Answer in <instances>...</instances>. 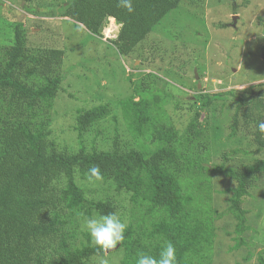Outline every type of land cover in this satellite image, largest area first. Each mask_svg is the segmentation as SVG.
I'll return each mask as SVG.
<instances>
[{
  "label": "trees",
  "instance_id": "1",
  "mask_svg": "<svg viewBox=\"0 0 264 264\" xmlns=\"http://www.w3.org/2000/svg\"><path fill=\"white\" fill-rule=\"evenodd\" d=\"M178 2L133 0L134 12L128 13L117 6L118 0H69L62 15L95 36L102 34L108 18L114 19L119 29L111 42L118 54L126 57ZM25 31L16 24L12 44H0V264H91L92 257L105 255L91 243L89 234L84 235V242L76 237L79 219L115 210L112 200L88 198L76 183L75 169L88 177L92 166H99L102 182L111 181L117 191L129 193L134 208L141 212L127 224L124 240L118 244L123 250L119 264H136L139 251L158 256L168 241L175 245L177 264H211L212 213L215 218L223 213L235 218L237 248L247 229L242 199L257 176L264 175V158L237 168L223 164L208 167L200 151V113L195 112L180 133L165 119L158 95L142 94L141 82L120 100L121 117L139 140L137 149L121 151L116 135L111 150L86 151L84 132L110 113L107 104H98L76 111L77 152L57 151L48 137L53 100L63 79L59 71L63 51L49 48L42 54H28ZM227 94L235 99L236 112L251 99ZM135 95H139L137 99ZM222 96L198 95L204 98L202 109ZM261 121L264 115L257 120L254 132L258 149L264 148L263 133L257 127ZM235 126L236 114L231 135ZM158 152L161 169L169 184L177 188L170 195L145 191L153 175L151 156ZM208 171L235 181L223 212L210 208L203 191L198 194L208 186ZM60 179L62 186L57 185ZM256 262L264 264V249L257 252Z\"/></svg>",
  "mask_w": 264,
  "mask_h": 264
},
{
  "label": "rangeland",
  "instance_id": "2",
  "mask_svg": "<svg viewBox=\"0 0 264 264\" xmlns=\"http://www.w3.org/2000/svg\"><path fill=\"white\" fill-rule=\"evenodd\" d=\"M68 1L0 0V44H12L14 27L19 24L26 29L28 54H42L49 48L63 51L59 65L63 79L53 100L48 137L57 151L77 152L76 111L98 104H107L110 113L84 132L86 151L111 150L116 135L121 151L137 149L139 140L121 117L120 100L131 95L135 83L141 82L142 94L158 95L165 119L180 133L194 113H200V151L208 167L223 164L237 168L264 158V148L258 149L253 139L257 120L264 115V0H179L126 57H121L111 42L119 29L114 19H107L100 36L92 35L62 15ZM108 25L109 30L105 29ZM227 92L251 99L236 112L235 99ZM215 93L222 98L202 109L204 98L198 95ZM234 114L236 126L231 135ZM151 161L153 175L145 191L170 195L177 188L169 184L160 167V152L151 156ZM74 172L85 195L112 200L114 212L122 221L134 222L141 214L129 193L117 191L111 181L89 180L77 169ZM208 177L210 191L206 186L198 194L203 191L210 208L223 212L235 181L209 171ZM63 184L62 179L57 182ZM248 191L241 203L247 229L240 235L237 248L235 218L230 213L215 218L212 213L215 235L211 264H257L256 254L264 249L263 174ZM79 221L76 237L84 242L88 232L82 226L84 218ZM102 257L110 264H119L123 250L117 245ZM102 257H92L91 264H99Z\"/></svg>",
  "mask_w": 264,
  "mask_h": 264
},
{
  "label": "clouds",
  "instance_id": "3",
  "mask_svg": "<svg viewBox=\"0 0 264 264\" xmlns=\"http://www.w3.org/2000/svg\"><path fill=\"white\" fill-rule=\"evenodd\" d=\"M117 6L126 9L128 13L134 12L133 0H118ZM257 127L261 133H264V121H261ZM93 178L103 179L99 166L89 168L88 179ZM82 226L88 232L92 243L104 253L114 249L124 240V233L128 227L127 223L122 221L115 212L85 217ZM99 264H110V261L102 257ZM136 264H177L175 245L168 241L160 248L158 256L139 251Z\"/></svg>",
  "mask_w": 264,
  "mask_h": 264
},
{
  "label": "water",
  "instance_id": "4",
  "mask_svg": "<svg viewBox=\"0 0 264 264\" xmlns=\"http://www.w3.org/2000/svg\"><path fill=\"white\" fill-rule=\"evenodd\" d=\"M232 21H233L232 24H234L236 21V15L233 16ZM194 75H195V78H197V74L194 73ZM198 87H199V83H198Z\"/></svg>",
  "mask_w": 264,
  "mask_h": 264
}]
</instances>
